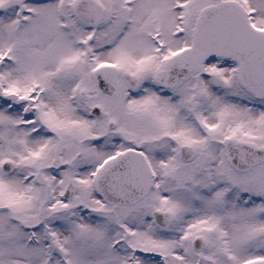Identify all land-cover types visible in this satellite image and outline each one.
<instances>
[{"label": "snow or ice", "instance_id": "1", "mask_svg": "<svg viewBox=\"0 0 264 264\" xmlns=\"http://www.w3.org/2000/svg\"><path fill=\"white\" fill-rule=\"evenodd\" d=\"M0 264H264V0H0Z\"/></svg>", "mask_w": 264, "mask_h": 264}]
</instances>
